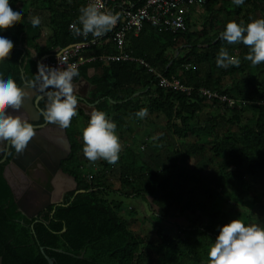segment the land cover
<instances>
[{
  "label": "trees",
  "instance_id": "16d2710c",
  "mask_svg": "<svg viewBox=\"0 0 264 264\" xmlns=\"http://www.w3.org/2000/svg\"><path fill=\"white\" fill-rule=\"evenodd\" d=\"M127 1L136 11L146 0ZM258 1L244 0L237 5L234 0H223L219 13L235 15L238 22L247 24L240 16L245 8L255 7ZM217 2H206L209 21L203 31H193L188 18L186 31L176 34L145 24L128 47L133 56L144 60L156 73L195 88L190 95L160 87L157 75L135 62L97 61L79 69L82 75L91 67L104 71L101 79L94 80L97 89L92 103L99 101L97 110L106 112L116 128L125 125L127 119L138 120L137 113L146 109L164 114L167 131L175 137L182 140L195 137L192 148L181 153V164L169 170L153 171L138 155L124 153L119 161L122 191L115 192L106 179L112 163L102 159L90 161L84 155L83 130L90 117H84V125L78 121L79 116L72 118L67 130L72 153L64 165L76 179L78 191L85 193L73 192L64 205L50 207L43 218L29 219L18 210L3 176L4 165L0 164L3 264H48L41 248L54 264H208V252L219 227L233 220L230 213L234 209L227 211L231 197L238 204L253 199L251 205H259L264 211V193L255 199L250 183V179H264V75L260 77L264 62L253 65L246 58L251 46L243 42L229 43L221 38L222 31L210 35L218 18L214 9ZM10 5L14 10L18 7L22 10L16 19L21 25H11L0 31V35L11 36L15 44L37 52L36 60L19 49L9 51L0 60V73L11 75L21 87L25 80L35 78L44 57L54 60L57 49L91 43L95 39L92 33L76 34L70 28L74 22L78 24L80 8L87 5V0H10ZM41 7L51 13V34L44 44L38 42L41 27L34 26L29 18L30 9ZM179 44L183 45L178 49L179 54L169 57L170 51ZM222 48L238 57L240 63L218 66ZM92 49L96 55L103 54V48L92 46ZM236 76H240L239 81L234 80ZM201 88L235 100L238 107L230 108L228 104L211 100L218 107L219 115L201 122L208 101L200 95ZM142 91L145 93L134 98ZM15 151L11 145L9 159ZM208 153L218 160L216 170L209 177H201L187 164L192 159H205ZM124 192L126 197L134 196L151 209L155 207L158 211L153 210V217L157 220L167 219L171 211L179 208L178 216L186 218L188 226L174 235L155 226L159 243L149 241L146 236L129 230L120 214L122 202L108 199L112 193ZM135 213L132 209L131 214ZM241 219L248 224L250 215L243 214Z\"/></svg>",
  "mask_w": 264,
  "mask_h": 264
},
{
  "label": "clouds",
  "instance_id": "9594fccd",
  "mask_svg": "<svg viewBox=\"0 0 264 264\" xmlns=\"http://www.w3.org/2000/svg\"><path fill=\"white\" fill-rule=\"evenodd\" d=\"M239 5L244 0H234ZM104 5L98 0L80 8L77 22L70 25L76 34L92 33L101 36L116 25L119 15L112 10H102ZM22 10H15L10 0H0V31L8 29L20 17ZM34 26L41 23V18L33 16ZM221 38L229 43L243 42L251 46L247 59L253 65L264 62V17L252 19L245 24L243 21L231 20L225 30L220 33ZM11 36L0 35V60L4 59L13 44ZM59 56V53H57ZM240 59L230 55L226 49H221L217 65L228 67L238 65ZM79 75L75 63L67 64L63 68H53L38 64V74L34 79L25 80V86L31 88L37 81L42 80L41 90L54 86V90L47 92V103L41 109L44 119L48 122H58L67 128L72 117L77 114L78 95L75 92L74 77ZM29 93L19 86L11 75L0 73V140L9 141L19 152L24 150L29 140L34 136L33 123L24 115H13L9 109L18 110L23 99ZM146 109L137 115L144 117ZM116 123L101 110H93L87 127L83 130L84 155L90 161L105 159L115 163L119 159L121 143L115 131ZM208 264H264V226L256 223L245 224L241 219H233L219 227V232L210 246Z\"/></svg>",
  "mask_w": 264,
  "mask_h": 264
},
{
  "label": "crops",
  "instance_id": "0c3cea01",
  "mask_svg": "<svg viewBox=\"0 0 264 264\" xmlns=\"http://www.w3.org/2000/svg\"><path fill=\"white\" fill-rule=\"evenodd\" d=\"M222 2L223 0H218L214 8L216 15L218 14V18L214 24V32L210 33L211 36L214 33L225 30L226 24L229 21L231 20H236L237 22L239 21L238 17H236L235 15H229L227 12L219 13L220 8L222 6ZM207 6L209 8V3ZM37 15L41 18V23L39 24V26L41 27V30H42V33H41L42 35H41V38L38 40V42H40L41 44H44L46 39L51 34V13L42 7L30 9L29 18L31 20L33 16H37ZM261 17H264V0H259L258 2H256L255 7L249 6L248 8H245L244 13L240 16V19L242 20L243 18H245L244 19L245 22H250L252 19L261 18ZM187 18L189 21V26L191 28L193 27L192 28L193 31H196V32L203 31V29L205 28V25H207V21H209V13L206 10V3L203 5H195V6L190 7ZM15 24L21 25V22H19L18 20H15L12 25H15ZM138 36H132L128 40L126 52L130 54L131 56L133 55L131 54V51L128 50L129 44L133 38L138 37ZM96 46L99 47V49L103 48L101 49L103 50L102 55H96L95 54L96 52L91 47V48L82 50L83 56H85L87 59H91L93 57L109 55L114 51L115 52L113 54L116 53L115 46L109 40H107L104 44L102 43ZM181 47H183L182 44H181ZM175 49H177V47ZM178 49H177V52H175L176 54H179ZM27 51H28V54L30 53V56L36 60L37 52L34 49L29 50V48L27 49ZM95 62L88 61L82 66L87 65V64L89 65ZM100 62L108 63L106 61H100ZM80 67L78 69H80ZM260 75H261L260 77H262L264 75V71ZM103 76H104V71L102 70V68L91 67L87 70L85 75H82L79 73L77 77H74V82L77 83L78 85L77 92L82 98H86L85 103L84 102L78 103L77 114L73 116V118L76 116L77 117L79 116L78 121L82 125L85 124L84 117H90L92 111L97 110L96 107L99 101L92 103L93 95L96 93V89H97V86L94 84V80L101 79ZM234 80L239 81L240 76H236ZM143 93H145V91L136 93L134 95V98L139 97ZM112 103H115V102H112ZM80 114H82L83 116H81ZM203 115H206V117H205V120L203 121L201 120V122L206 121L209 117H212V116L215 117L219 115L218 107L215 106V104H213L211 100L206 101L204 110L201 114V118ZM115 131L120 138L121 151L119 153V159L115 163L111 164L109 172L113 173L117 171L120 176H121V165L119 161L121 157L124 155V153L126 154L132 153V154L138 155L140 159L143 161V163L146 164L153 171L169 170L173 166L181 164V158H182L181 153L190 150L195 141V137H190L188 139L182 140L170 134L167 131V119L165 115L160 112H157V113L147 112L144 117L140 116L138 120H134V121L127 119L126 124L121 126L120 128H116ZM101 159L105 160L103 158ZM217 163H218V160L212 159V156L208 153L205 159H200V160L192 159L188 162L187 166L191 170L195 171V173H197L201 177H209L214 174ZM120 187H121V184H120ZM121 189H118L116 192H119V191L121 192L122 191ZM126 193L127 192H124V194L118 193L116 195L126 196ZM129 198H135V197L132 196ZM149 201L151 202L150 199ZM132 209L133 208H130L129 210L131 211ZM154 209L158 211L156 208H153L152 211ZM122 211L123 209L121 210V212ZM172 212L173 211L170 212L169 217L165 220H157L152 216L151 224L153 225V227L160 226L162 230L166 234H169V235L175 234V232H177L178 229H183L181 227V220L178 218L180 217L178 216L180 211L174 214H172ZM142 214H139V215H142ZM137 215H138L137 212L133 215L130 212V216H132L133 218L136 217L133 219L134 222L138 221L137 217H139V215L138 216ZM164 215L166 214H163V216ZM124 219H125V216H124ZM128 228L129 230H131L129 224H128ZM155 229L157 230L156 227Z\"/></svg>",
  "mask_w": 264,
  "mask_h": 264
},
{
  "label": "water",
  "instance_id": "95a60500",
  "mask_svg": "<svg viewBox=\"0 0 264 264\" xmlns=\"http://www.w3.org/2000/svg\"><path fill=\"white\" fill-rule=\"evenodd\" d=\"M61 52V49H57L54 54L57 55V53L60 54ZM46 59H50V56H46L43 60ZM41 62L42 60L39 64ZM74 85L75 92L78 95V102L85 103L86 98H82L77 92V83L74 82ZM23 87L29 95L23 99V103L18 110L9 109V111L12 112V114L24 115L31 123L35 124L39 122L40 118L44 119L40 111L39 103L42 99L47 97L46 93L49 90H54V86H48L47 89L43 90H41L40 85L31 88H27L25 85ZM33 126L35 129L34 136L29 140L24 150L19 152L16 151L10 164L5 167L3 172L4 179L12 191L18 210L29 219L35 218L39 212L53 203V198L56 197L55 186L51 183L53 174H50L51 176L48 175L46 182L41 179V172L38 170L40 167L36 159L40 156L45 164H49V160L47 159L46 162L44 160L45 157L42 156L46 152L54 166V168L51 169L52 173H55V171L59 169L62 161L68 159L72 153V145L67 133L69 126L64 128L61 127L58 122H48L46 120L45 124L42 126ZM9 146V141L0 140V160L3 159L1 162L6 161L7 156H4ZM70 181L73 188L77 190L78 183L76 179L70 177ZM31 190L38 194L36 204L31 203L28 199ZM79 193H85V191L76 192V194ZM41 252L45 256L48 264H54V260L45 254L43 248H41ZM0 264H3L2 257H0Z\"/></svg>",
  "mask_w": 264,
  "mask_h": 264
},
{
  "label": "built area",
  "instance_id": "2783aa9c",
  "mask_svg": "<svg viewBox=\"0 0 264 264\" xmlns=\"http://www.w3.org/2000/svg\"><path fill=\"white\" fill-rule=\"evenodd\" d=\"M208 0H146L144 5L138 10H134L127 0H98L104 5L102 10H112L119 15L115 26L101 36H95L91 43H82L68 47L62 50L59 56L54 60H42L40 64L53 68H63L67 64L75 63L78 68L88 61H106V62H135L154 72L159 80V86L164 89H173L190 95L195 88L186 87L176 79H169L155 70L142 60L135 58L126 52L128 40L132 36H138L145 24L164 28L172 33H179L187 29V15L189 8L195 5H203ZM95 0H87L89 3ZM113 42L116 53L100 57L87 59L82 54L83 49L91 48L105 41ZM202 97L208 100H216L228 104L230 108L238 107V103L227 96L219 95L216 92L201 88L198 90Z\"/></svg>",
  "mask_w": 264,
  "mask_h": 264
},
{
  "label": "rangeland",
  "instance_id": "374dc122",
  "mask_svg": "<svg viewBox=\"0 0 264 264\" xmlns=\"http://www.w3.org/2000/svg\"><path fill=\"white\" fill-rule=\"evenodd\" d=\"M181 47V44L179 46H177V49ZM177 49H175L174 51H170L169 53V57L173 56V54L175 52H177ZM206 115H203L201 120H205ZM86 173V172H85ZM106 179L109 185H111L112 190L113 191H117L118 189H121L120 187V175L117 171L113 172V173H106ZM250 183L253 186V196L255 199H259V197L264 193V179L262 178H257V179H250ZM231 192V191H230ZM230 192L227 194L229 195ZM108 199L110 200H114V201H121L123 204V211L120 213L122 215V217L125 216V219L127 220L126 222L129 224L131 231H134V233L138 234V235H143L146 236L149 241L151 242H155V243H159V239L157 237V233H156V229L155 227H153V225L151 224V217L153 216V211L150 208L149 204L144 203L141 199L139 198H129L126 196H122V195H116L114 193L110 194L108 196ZM230 200V198H229ZM231 203L227 208L228 213H230V211L232 209H234V211L231 214V218L232 219H241L243 214H247L250 215V221L249 223H256V224H260L261 226H264V211L263 209H261V207H259V205H257L256 207H253L251 205V203H253V199L245 202L244 204L240 203H236L233 198L231 197ZM235 207V208H233ZM130 208H133L139 217H137L138 221L134 222L133 219L136 217H132L130 216ZM155 208V207H154ZM236 209V210H235ZM178 208L174 209L172 214L174 213H178ZM164 214V213H163ZM162 214V215H163ZM124 215V216H123ZM137 215V216H138ZM144 215V216H143ZM181 220V227L185 228L188 226V221L185 218H180ZM148 220V221H147ZM242 221H244L243 219H241ZM177 232H181V229H178ZM175 232V234L177 233ZM174 235V234H171Z\"/></svg>",
  "mask_w": 264,
  "mask_h": 264
},
{
  "label": "flooded vegetation",
  "instance_id": "af4514ba",
  "mask_svg": "<svg viewBox=\"0 0 264 264\" xmlns=\"http://www.w3.org/2000/svg\"><path fill=\"white\" fill-rule=\"evenodd\" d=\"M16 49L22 50L25 55L28 53L27 49L24 48V47H22L21 44H18L17 45V44H15V42H13V44L10 46V50L9 51H14ZM29 50H31V49H29ZM29 57H30V59L35 60L34 58H32L30 56V53H29ZM41 84L42 83H35V86H33V87H36V86L41 85ZM46 103H47V97H45L44 99H42L41 102L39 103L40 110L43 109V108H45ZM13 115H17V114H13ZM44 124H45V120L43 118H40L39 122H37V123H35L33 125L42 126ZM71 124H72V122H71ZM10 149H11V144H10L9 147H7V150L8 151L6 152V154L4 156V157L7 156L6 161L5 162H1V161H3V159L0 160V164L1 165H4V169H5V167L8 164H10L11 160L13 159V157H14L16 151H17L16 150L15 153L13 154V156L9 159ZM42 156L45 157L44 160L46 162H47V159L49 160V164H45V162L43 161L42 158H40V156L36 159L38 161V165L40 167L38 170L41 172L40 173L41 179L45 180V182H46V180L48 179V175L53 174L52 179H51V183H52L53 186H55V192H56L55 195H56V197L53 198V203H51L44 210H42L41 212H39V214L35 218H43L44 217V214L43 213L46 212V211H48L50 207H54V209H55L58 206L64 205L65 202L68 200L69 195L71 193H73V192L76 194V192L78 191V187H77V190H75L73 188V185H72L71 181H70V177H73V176H71L66 171V167H65L64 164H65V161L67 159L62 161L59 169H57L55 171V173H52V170L51 169H53L54 166L52 165V162L50 161V158H49L48 154L45 152ZM28 199H29V201H31V203L36 204L37 203L36 201L38 199V194H36L35 191L31 190L30 193H29ZM35 218H32V219H35Z\"/></svg>",
  "mask_w": 264,
  "mask_h": 264
},
{
  "label": "bare ground",
  "instance_id": "6f19581e",
  "mask_svg": "<svg viewBox=\"0 0 264 264\" xmlns=\"http://www.w3.org/2000/svg\"><path fill=\"white\" fill-rule=\"evenodd\" d=\"M85 129V128H84ZM120 131V130H119ZM106 162V161H105ZM66 183V182H65ZM68 183V182H67ZM64 184V183H63Z\"/></svg>",
  "mask_w": 264,
  "mask_h": 264
}]
</instances>
